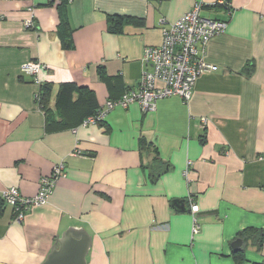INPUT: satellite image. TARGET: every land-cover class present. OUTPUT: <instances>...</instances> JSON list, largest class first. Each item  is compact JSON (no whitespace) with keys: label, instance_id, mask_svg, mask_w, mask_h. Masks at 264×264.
<instances>
[{"label":"crops","instance_id":"crops-1","mask_svg":"<svg viewBox=\"0 0 264 264\" xmlns=\"http://www.w3.org/2000/svg\"><path fill=\"white\" fill-rule=\"evenodd\" d=\"M216 1L0 0V202L11 187L35 196L41 179L66 165L46 204L22 222L2 207L0 264H42L70 227L92 236L87 264H237L239 234L264 231V0H230L228 29L205 55L219 70L197 80L188 103L166 98L148 113L132 104L80 125L94 108L137 88L145 50L160 46L163 28L196 3H204V18L227 20L211 7ZM29 7L36 30L23 25ZM112 16L139 24L114 34ZM29 62L43 66L36 77L22 72ZM67 83L77 90L60 108ZM46 84L53 124L39 102ZM176 200L188 211L175 210ZM192 202L200 208L197 235ZM244 240L242 264H264V245Z\"/></svg>","mask_w":264,"mask_h":264},{"label":"built area","instance_id":"built-area-1","mask_svg":"<svg viewBox=\"0 0 264 264\" xmlns=\"http://www.w3.org/2000/svg\"><path fill=\"white\" fill-rule=\"evenodd\" d=\"M61 0H48L49 4H57ZM212 8L222 9L227 20L204 18L201 13L205 8L204 3L198 2L184 14L178 21L163 28V41L160 46L148 47L144 52V69L136 89L128 90L118 100H108L100 107L97 113L88 117L83 126L96 125L104 122L108 113L116 108L127 109L132 104L140 105L143 112H154L158 102L171 97H181L188 103L194 92L197 80L204 74L215 73L219 68L206 62L205 55L209 42L215 37L226 33L230 18L234 10L229 0H217ZM28 18L23 25L26 30H36L34 7L27 9ZM43 68L39 62H29L22 67L25 75L36 77ZM205 125L207 119H202ZM192 163H188L183 172L188 180ZM66 177V165L64 162L56 165L50 175L40 181L39 191L33 197H25L21 192L11 187L1 194L5 207L13 209L15 220L22 222L28 211L34 207L46 204L47 198L52 193L58 182ZM199 206L191 203V215L193 218V235L200 232V225L196 214Z\"/></svg>","mask_w":264,"mask_h":264},{"label":"trees","instance_id":"trees-1","mask_svg":"<svg viewBox=\"0 0 264 264\" xmlns=\"http://www.w3.org/2000/svg\"><path fill=\"white\" fill-rule=\"evenodd\" d=\"M67 0H61L60 2H65ZM230 1V0H229ZM51 6H53V4H50ZM55 5V4H54ZM127 23H136L139 24L138 21L133 20L129 17H108V30L111 33L114 34H118L122 32V28L124 27L125 24ZM62 26H64V28H66L68 31L70 30L68 24L66 23V21L62 22ZM64 46L66 48H71L72 47V41L71 39L67 36L64 37ZM254 68H250L247 71H252ZM101 71V68L99 69ZM102 78V74L100 72V75ZM76 87L74 84H63L60 88V92H59V97H58V106L60 108H65L66 106H68V104L70 103V100L73 96V94L76 92ZM51 87L50 85L46 84L42 86V89L40 91V106L42 107V109L45 111L46 115H47V122L49 124H53V122H55L53 115L51 113V110L48 106L49 104V100H50V96H51ZM128 90H126L120 97L118 98H110L109 100H118L120 99ZM99 107L98 108H94L92 110L91 113H89L84 119H82V121L80 122V125L90 116H93L97 113ZM4 203L1 201L0 202V211L2 209V207H4ZM238 238L241 239H250L252 240V243L254 244L255 247L261 248L264 245V231L259 230V229H247L246 231L242 232L239 234ZM234 258L237 262V264H242L245 260L244 258V252L240 251V252H236L234 254Z\"/></svg>","mask_w":264,"mask_h":264},{"label":"water","instance_id":"water-1","mask_svg":"<svg viewBox=\"0 0 264 264\" xmlns=\"http://www.w3.org/2000/svg\"><path fill=\"white\" fill-rule=\"evenodd\" d=\"M173 207L178 212L188 211L184 200L174 201ZM92 241V236L86 229L70 227L58 237L42 264H87ZM245 241L241 238L236 239L232 244L234 252H240Z\"/></svg>","mask_w":264,"mask_h":264}]
</instances>
